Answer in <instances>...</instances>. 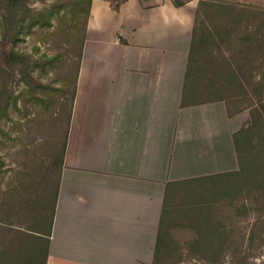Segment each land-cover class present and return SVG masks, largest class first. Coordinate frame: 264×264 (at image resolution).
Segmentation results:
<instances>
[{"label": "crops", "instance_id": "crops-1", "mask_svg": "<svg viewBox=\"0 0 264 264\" xmlns=\"http://www.w3.org/2000/svg\"><path fill=\"white\" fill-rule=\"evenodd\" d=\"M198 6L92 0L45 264H153L165 207L240 170L245 115L189 74Z\"/></svg>", "mask_w": 264, "mask_h": 264}, {"label": "rangeland", "instance_id": "rangeland-1", "mask_svg": "<svg viewBox=\"0 0 264 264\" xmlns=\"http://www.w3.org/2000/svg\"><path fill=\"white\" fill-rule=\"evenodd\" d=\"M224 1L238 5L248 20L238 33L205 42L207 50L196 60L214 66L213 85L219 90L213 94L237 96L232 107L242 109L244 125L260 123L245 138L243 149L259 164L255 173L263 182H248L243 175L226 178L234 190L220 194L212 182L213 194H207L211 199L204 205L211 223L206 236L218 247L200 249L203 228L183 220L171 230L176 247L165 264H264V0ZM28 3L31 13H43L33 27L26 19L20 28H10L0 12V220L21 225L36 224L40 215L44 222L50 215L36 208L35 200L54 194L55 177L47 181L45 173L66 133L87 18V4L79 0ZM220 16L214 25L229 27L233 15ZM12 50L17 58H9ZM229 63L238 67L241 79L233 76ZM5 65L11 73L7 78L1 70Z\"/></svg>", "mask_w": 264, "mask_h": 264}, {"label": "trees", "instance_id": "trees-1", "mask_svg": "<svg viewBox=\"0 0 264 264\" xmlns=\"http://www.w3.org/2000/svg\"><path fill=\"white\" fill-rule=\"evenodd\" d=\"M113 7L118 9L122 2L126 0H110ZM175 4L182 6L186 3L187 0H173ZM81 3L87 4V18L85 21V32L83 35V41L81 46L80 52V59L79 65L77 70L76 82H75V89L73 92L72 97V105L69 112L68 117V124L66 133L64 136V140L62 141L61 147L58 148L57 152L53 153L49 158V169L45 173V179L51 180L55 177V186H54V194L49 196V198H37L35 201L36 208H41L45 211H48L47 217L44 219V222L41 217L39 216V220L36 224L30 223L29 225H21L15 224L11 222L1 221L0 220V264H45L46 258L49 251V243H50V235L53 228V221L54 215L58 200V190L61 178V171L64 165V159L66 154V146L69 137L70 125H71V117L73 112V105L77 91V78L80 69L82 54H83V47L86 40L87 34V24L90 16V8L92 4V0H79ZM0 12L2 13V23L10 25V28H20L28 19L29 26L33 27L36 24L40 23V17L43 13H31V7L28 3V0H0ZM240 9L238 5L234 4L233 2H227L224 0H199V6L197 9V21H196V28H195V35L193 38V46L190 58V67H189V74L194 69L196 72H208L211 73L212 79L214 81V74L212 67L214 66H207L206 64L201 63L200 61L196 60V56L200 54L202 50L205 48V42H217L218 38H221L222 35L231 36L232 33H238V29L242 26V23L245 20H248L246 15H242L243 13L239 12ZM48 12H50L48 10ZM227 13L232 14V20L228 24L229 27H223L220 24L214 25V20H216L217 15H221L222 18ZM240 13V16H239ZM25 15H28L26 17ZM206 21L208 24L205 25L204 22ZM203 27V29H202ZM201 28V29H200ZM226 29V30H225ZM17 30V29H16ZM20 33L17 30V35ZM207 49L205 48L204 53ZM17 52L12 50L9 54V58H17ZM210 56V53H206L205 56ZM207 58V57H206ZM205 59L204 61H207ZM213 65V64H212ZM230 65V72L233 76L238 80L241 79V74L238 71L237 66ZM2 72L4 73L3 76L7 78V75H11L9 69L5 65L2 67ZM213 85V82H212ZM214 86V85H213ZM235 97H224V100L228 103L229 114L232 116L236 112H241L242 109L236 110L232 107V102L235 100ZM264 99L261 100L262 104L264 105ZM7 101H9L7 99ZM250 110L253 117L255 116V110L257 108L256 103L253 102L250 104ZM255 109V110H254ZM263 119V118H262ZM248 125V124H247ZM260 123L258 120H255L251 125H244L243 128L235 134V141L237 145V151L241 163V168L236 174H229L227 179L235 180L237 177L242 176L248 182L251 180L254 182L262 183V179H258L255 173L258 170L259 164H257L254 159H251L247 154V151L243 149V144H246L245 138L248 139L250 134L252 135L253 130L256 127H259ZM251 126V127H250ZM54 146V145H53ZM52 146V147H53ZM55 148L53 147V150ZM261 166V165H260ZM258 175V174H257ZM230 183V182H229ZM227 183L226 185L220 188V193L227 191V189L234 190V187H231L232 183ZM260 185V184H259ZM264 187V186H263ZM204 205H208L207 203H195L192 202L183 203L180 209L173 210L169 209V205L165 207L164 216L160 226V233L159 238L157 241V248H156V256L154 259L153 264H165L168 258H171L173 253V248L176 247L175 241L173 240L171 235V230L176 225H181L183 220H188L189 222L196 223V226L202 227L200 234L201 238L197 241V246L202 250H209L210 248H217L215 241H212L210 244L207 240V226H211L209 221L207 220L210 218V213H206V207ZM47 209V210H46ZM209 209V208H207ZM168 217L172 218L171 220ZM178 218V220H176ZM189 218V219H188ZM174 219V220H173ZM183 219V220H182ZM190 225V224H189ZM190 256V255H189Z\"/></svg>", "mask_w": 264, "mask_h": 264}]
</instances>
